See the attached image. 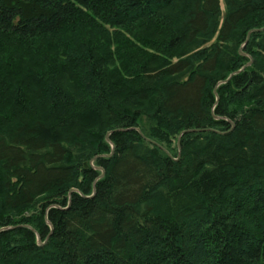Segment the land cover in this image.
Segmentation results:
<instances>
[{
    "label": "trees",
    "instance_id": "trees-1",
    "mask_svg": "<svg viewBox=\"0 0 264 264\" xmlns=\"http://www.w3.org/2000/svg\"><path fill=\"white\" fill-rule=\"evenodd\" d=\"M0 264H264V0H0Z\"/></svg>",
    "mask_w": 264,
    "mask_h": 264
},
{
    "label": "water",
    "instance_id": "water-1",
    "mask_svg": "<svg viewBox=\"0 0 264 264\" xmlns=\"http://www.w3.org/2000/svg\"><path fill=\"white\" fill-rule=\"evenodd\" d=\"M103 174H104V172H103ZM39 242L41 243V240L39 239Z\"/></svg>",
    "mask_w": 264,
    "mask_h": 264
},
{
    "label": "rangeland",
    "instance_id": "rangeland-1",
    "mask_svg": "<svg viewBox=\"0 0 264 264\" xmlns=\"http://www.w3.org/2000/svg\"><path fill=\"white\" fill-rule=\"evenodd\" d=\"M40 239V238H39ZM41 240V239H40ZM42 242V241H41Z\"/></svg>",
    "mask_w": 264,
    "mask_h": 264
}]
</instances>
